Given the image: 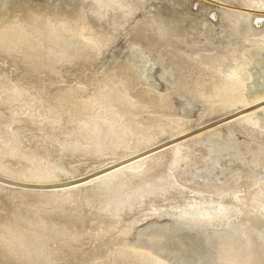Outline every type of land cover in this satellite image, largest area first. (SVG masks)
<instances>
[{"label": "bare ground", "instance_id": "1", "mask_svg": "<svg viewBox=\"0 0 264 264\" xmlns=\"http://www.w3.org/2000/svg\"><path fill=\"white\" fill-rule=\"evenodd\" d=\"M201 1L193 12L192 0H0V264H168L178 256L182 264L207 256L264 264V158L227 147L219 131L264 141V115L254 110L264 104V0ZM157 65L169 97L184 101L179 115L164 106ZM194 100L213 117L185 131ZM203 130L218 131L214 145L196 139ZM193 137L198 153L208 144L218 155L228 150L231 165L244 155L252 168L222 200L175 179L190 156L181 144ZM140 161L139 171L127 167ZM138 199L140 209L118 223H100L88 238L80 231L83 220L102 221ZM165 215L173 223L151 230L158 241L141 231L142 247L128 244L138 223ZM232 216L256 224L233 226ZM241 228L245 242L234 253L222 238ZM115 231L121 246L114 239L107 258L90 261Z\"/></svg>", "mask_w": 264, "mask_h": 264}, {"label": "rangeland", "instance_id": "2", "mask_svg": "<svg viewBox=\"0 0 264 264\" xmlns=\"http://www.w3.org/2000/svg\"><path fill=\"white\" fill-rule=\"evenodd\" d=\"M201 4H202L201 0H192V2L189 4V8L193 12H198L201 8ZM214 22L216 23L217 21H214ZM121 39H122V37H120L119 40L117 38L116 41H118V42H115L114 45L118 46ZM123 45H124V43L122 42L119 45V48ZM109 54H110V51H108L103 56L104 57L103 59L105 60L109 56ZM102 63L103 62L99 63L95 68H93V70H90V72L91 71L94 72L97 69H100L102 67ZM90 72L87 71V74H89ZM162 73H165V72H164L163 67L161 65L155 66L152 70V74H155L154 77L156 78L157 83L160 85V87H159L160 91L165 92L164 95L168 96L165 103H164V106L168 109L170 108L172 111L176 112L179 115V113H182L181 112L182 111V104L184 103V101L181 100V98L179 96L169 97L172 94L171 92L174 90L171 89L170 86L164 81V74L162 75ZM83 83H86V80L83 81ZM127 89H128V87H127ZM193 103L194 104H192V106H194V107L191 108L192 113H190V116L192 115L191 116L192 118L190 119V122H186L184 124L185 131H192L197 126L205 124L209 119H211L213 117V115H210L209 117H207L208 109H206L204 111L205 106L202 103H197V102L195 103V100ZM7 110L10 111V109H7ZM7 110H6V112H9ZM238 110H240V109H236L235 111H238ZM254 110L256 111V114H259L260 116L264 115V104H262L259 107H255ZM7 115H10V113L9 114L7 113ZM17 125L14 124V127L12 126V128H11L13 135L17 134V133L19 135V133H20L19 128L21 127V125H19V124H17ZM261 126H262V124H261ZM219 131L222 132V134H224L225 141L228 142L227 147H229V146L233 147L234 146L237 148V146H240V149L242 150V154L247 156L249 153V156L252 154V156H258V157L264 158V141H260V142L259 141H253L248 136H246L240 132L232 131L228 126L219 127ZM216 132L218 133V131H216ZM216 132L203 130L202 131L203 135L199 138H196V139L199 140L200 144L207 142L209 144L214 145L215 144L214 142L216 140L213 138L214 137L213 134L214 133L216 134ZM141 133H142V131H141ZM195 137H193L192 139H189L187 141H184L181 144V146L184 148L182 155L185 157H188L189 155L190 156L187 160L185 168L183 170L175 172V174H174L175 179L182 186H187L189 189L194 190L196 192H199L201 194L213 195L215 198L222 200L223 199L222 197L224 195H226L228 193H232L233 191H236L238 189L237 183L241 179L240 173L242 172V170L245 167H246V169L248 168L250 170L252 168H251V166L246 165V163H243V162L248 161V160H245L244 155H241L242 157H240L238 155L237 157L239 158V160H236V163L234 162V164L231 165L230 164L231 162L228 160L230 157L234 158V156L228 155L227 154V152H229L228 150H220L221 152H219V153H221V155L220 154L218 155V152H216V150H214V147H212L211 150H208V147H211V146H208V144H202V148L204 150L202 152H200L201 154L198 153V151H195L196 149H198L197 148L198 146L197 147L193 146L196 144V141H197L195 139ZM162 139H163L162 141H167L168 136L165 137V135H164V137ZM231 142H232V144H230ZM192 146H193V148H191ZM186 148L189 149L190 151L187 150ZM187 152H188V154H187ZM176 154H179V152L174 150L172 155L176 156ZM202 154L205 155L202 160L206 166H205V169H197L196 167L198 166V162H199L198 158L203 156ZM160 155L161 156H166V155L169 156L167 151H163ZM250 161L252 163L254 162L253 159H251ZM127 167H129L130 169L139 171V170H141V168L143 169L144 165H143V162L140 161L135 165L133 164V165H129ZM86 172H90V170L87 169ZM257 176L264 181V171L261 173H257ZM187 177H188V179H187ZM122 181H127V180L122 179ZM125 183H127V182H125ZM119 189H120V187H119ZM88 190L92 191L93 189L90 187V188H88ZM36 192L43 193L46 195H54L55 194V192L51 191V190H39L38 189V190H36ZM138 196H140V195H138ZM90 199L91 198H89L86 195L82 197V200H84L85 207L87 206V209L92 204ZM109 200H110V198L106 197V198H103V200H99V203L101 206L105 207V206L109 205L108 204ZM87 203H88V205H87ZM135 203L136 204L133 203V205H131V206H128V207L126 206L127 208H125L124 210L118 209V210L114 211L115 213L112 214V216L111 215L103 216L104 219L102 221L94 222L95 221L94 219H91L90 221L89 220H83L84 222L82 223V228H80V231L81 232L84 231L86 233H87V231H89L86 234L87 237L85 236L86 238H88L89 237L88 234L97 231L96 228L99 227V226H97L98 224L103 223L105 225L107 223L106 225H108L109 223H114V222L118 223L120 220H122L121 216H122V214H124V212H125V214H126V212L127 213L133 212V211L135 212L136 208L139 210L140 206H142L144 204V202L143 201L140 202L139 199ZM116 216L117 217L119 216V217L117 218ZM168 217L169 216L165 215V216H161V217H158L155 219L148 218V219H145L142 222L138 223L136 225V227H134V229L132 230V233L126 237L128 244H130L131 246H135V247L136 246L142 247V244L140 243V239H139L140 238L139 232H141V231H142L141 233H143V235H145L147 238L153 237V238H151L152 240H154L155 242L158 241L160 238L153 236L151 234V230H153L155 228V226H157V224H172L173 221H171V219ZM229 219L232 220V222L235 221L236 224L234 223L235 225H233V226H237V225L238 226H244V225H248V224L249 225L250 224H252V225L256 224L254 221L249 219V217L239 218L236 216H232ZM230 220H229V222H230ZM92 221H93V223H91ZM218 221H221V218H219L213 222L217 223ZM222 222H227V220L222 221ZM93 224H95V225H93ZM255 226H257V225H255ZM73 228L74 229L76 228L75 230H77V231H75ZM70 230L74 231L76 234L77 233H79V235L82 234V233H80L79 229L73 224H71ZM238 230L240 232L244 231L243 228L238 229ZM227 231H231L232 234H229L226 237L224 236L222 238L223 239L222 241H224L226 244H231L233 247H235L233 249V251L235 253V252H237V249L241 245H243V243L245 242L244 234L242 232V233H239L242 235L238 236V234H236V231H234V230L227 229ZM203 232L208 236L209 233L207 231L203 230ZM114 239H115L114 245L116 244L115 246H117V245L121 246V244H122L121 233H119L117 231L110 232L109 235L103 240V243L100 244L97 251L93 252V254L90 258V261L92 259L96 260V259L107 258L108 253L110 251V244ZM229 257L232 258L234 256L233 255L231 256V254H229ZM211 259H213V258L210 256H207L206 258L202 259L204 262L194 263V264H212ZM182 261H183L182 256H178L174 260L172 258H170V261H167V263L168 264H182L181 263ZM192 262H195V261H192Z\"/></svg>", "mask_w": 264, "mask_h": 264}]
</instances>
